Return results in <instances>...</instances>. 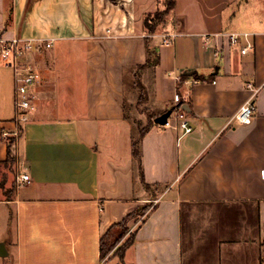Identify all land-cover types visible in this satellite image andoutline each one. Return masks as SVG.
<instances>
[{
  "label": "crops",
  "instance_id": "0c3cea01",
  "mask_svg": "<svg viewBox=\"0 0 264 264\" xmlns=\"http://www.w3.org/2000/svg\"><path fill=\"white\" fill-rule=\"evenodd\" d=\"M158 8L0 0L5 38L50 43L32 54L40 78L23 124L14 122L12 70L0 63V164L2 132H17L0 179V264H101L100 238L147 202L128 222L130 245L103 264H264V0H175L147 33L144 18ZM147 50L155 67L144 65ZM250 99L251 122L238 124ZM131 111L146 124L153 117L139 164L142 120ZM165 114L169 127L154 122ZM179 114L191 133L181 135Z\"/></svg>",
  "mask_w": 264,
  "mask_h": 264
},
{
  "label": "built area",
  "instance_id": "2783aa9c",
  "mask_svg": "<svg viewBox=\"0 0 264 264\" xmlns=\"http://www.w3.org/2000/svg\"><path fill=\"white\" fill-rule=\"evenodd\" d=\"M247 39L248 35H240ZM239 35H231L230 41L237 44L240 38ZM174 35L164 37V44H171ZM49 48L50 43L43 44L35 40H25L20 38H5L2 30L0 29V63L9 67L12 70L13 81L15 85L14 91V108L15 117L14 122L17 125L23 124L29 120L30 112L33 109L32 101L34 99L33 89L39 81L40 72L37 64L32 60L33 52L41 49L42 47ZM253 48L252 43L246 42V45L241 49L242 54H246ZM252 97V96H251ZM173 101L176 105H180V96L174 95ZM255 111L252 100H248L243 104L238 112L235 114L234 119L238 124H250L252 115ZM182 120L178 124L181 135L189 134L192 128L188 125L187 121L183 119V115L179 114ZM163 127L171 126L170 121H166ZM17 132L8 133L2 132L3 139L8 141V138L15 137ZM8 143V142H7ZM262 179L264 180V171L262 172ZM19 182H29V176L23 175L19 178ZM133 230V228L131 229Z\"/></svg>",
  "mask_w": 264,
  "mask_h": 264
},
{
  "label": "trees",
  "instance_id": "16d2710c",
  "mask_svg": "<svg viewBox=\"0 0 264 264\" xmlns=\"http://www.w3.org/2000/svg\"><path fill=\"white\" fill-rule=\"evenodd\" d=\"M158 5L159 8L157 11L153 14H149L144 18V28L147 33H155L157 31V27L160 24H163L167 18V15L173 10L175 6V0H158ZM148 51V50H147ZM158 64V57L156 52L149 50L147 52V60L146 63L144 64L147 67H155ZM184 78L186 76H183ZM194 78L202 80L203 78L199 77L198 75L194 74ZM204 80V79H203ZM137 89L139 91V97H138V104H144L146 101V92L141 83L137 80ZM181 101H180V106H181ZM152 119L153 117L149 116L148 123L146 126L141 127L139 129V136L137 139L133 140V155L135 159L138 161V164L140 163V141L143 135L146 133L150 125L152 124ZM9 143L7 144V158L5 162L11 161L14 162V158L12 157V151ZM148 186V185H146ZM145 208H142V210H135L133 213L127 215L121 222L114 224L111 226L107 232L100 238L99 242V254H100V261L101 264H103L109 257L108 253L110 252L111 247L113 246V243L117 241L119 237H121L122 234L120 235L117 233L115 234L116 229L120 228L121 230L125 231L127 230V224L128 222L134 218L137 215H140L139 213L143 212ZM116 237V238H115ZM133 234L131 236V239L129 240V243L123 247V249L120 251V253L117 254V256L121 257L123 254V251L127 246L130 245L132 242ZM113 241V242H111Z\"/></svg>",
  "mask_w": 264,
  "mask_h": 264
},
{
  "label": "rangeland",
  "instance_id": "374dc122",
  "mask_svg": "<svg viewBox=\"0 0 264 264\" xmlns=\"http://www.w3.org/2000/svg\"><path fill=\"white\" fill-rule=\"evenodd\" d=\"M163 24H160L157 27V29H159L160 27H162ZM137 107L140 110L139 113H141L143 111L145 112V107H144L143 104H138ZM139 113L138 112H133V111L130 112L131 116H133L135 119L139 120V118H140L142 120L141 123H140V125H139V123H138V125L140 127H144V126H146L145 125L146 124L145 123L146 122V115L144 116V115L139 114ZM14 139H15V137L8 138V141L7 142L9 143L10 146L13 145ZM0 165L1 166L2 165L6 166L5 168H3L4 166L3 167H0V179H1L2 172H4L3 174H5L6 176L9 175L8 172H6V171L12 170L13 162L7 161V162L1 163ZM149 196H151V199H152V197H154L155 194L151 193V195L149 194ZM151 205H152V202H147V203L143 204L141 207H138L136 210H142V208H145V209H144L143 212L139 213L140 215H137V216L143 217V215H145V213L147 212V210L150 208ZM130 228H131V226L129 227L128 224H127V230H125V231L121 230L120 228L114 230L115 231V234L118 233L120 235V233L122 234V232H124V234L121 237H119L118 239H116L117 241H115L113 243V246L111 247L110 252L108 253V256L107 257H110L111 255H116L117 256V254L120 253V251L123 249V247L129 243V240L131 239V236L133 234V230H130ZM111 242H113V241H111Z\"/></svg>",
  "mask_w": 264,
  "mask_h": 264
},
{
  "label": "water",
  "instance_id": "95a60500",
  "mask_svg": "<svg viewBox=\"0 0 264 264\" xmlns=\"http://www.w3.org/2000/svg\"><path fill=\"white\" fill-rule=\"evenodd\" d=\"M182 75L183 76H191V75H193V72H184ZM166 119H167V115L165 114V115H162V116L156 118L154 122L159 124V125H165V123L167 121Z\"/></svg>",
  "mask_w": 264,
  "mask_h": 264
}]
</instances>
